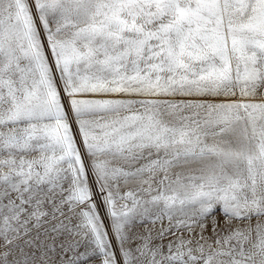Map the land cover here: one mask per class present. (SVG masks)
Listing matches in <instances>:
<instances>
[{"label":"snow or ice","instance_id":"obj_1","mask_svg":"<svg viewBox=\"0 0 264 264\" xmlns=\"http://www.w3.org/2000/svg\"><path fill=\"white\" fill-rule=\"evenodd\" d=\"M0 264H264V0H0Z\"/></svg>","mask_w":264,"mask_h":264}]
</instances>
